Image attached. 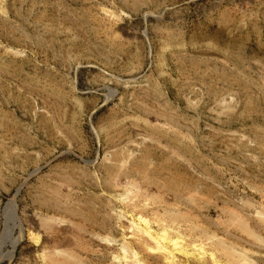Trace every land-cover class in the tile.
Here are the masks:
<instances>
[{
	"label": "rangeland",
	"instance_id": "rangeland-1",
	"mask_svg": "<svg viewBox=\"0 0 264 264\" xmlns=\"http://www.w3.org/2000/svg\"><path fill=\"white\" fill-rule=\"evenodd\" d=\"M42 189L75 214L40 212ZM234 189L227 207L264 219V0H0V264H167L121 248L170 225L156 214H190L173 194L215 233L205 242L239 239L233 251L264 264V231L249 228L254 245L239 228L227 237L214 230L227 218L205 212ZM79 214L110 222L86 251ZM187 226L167 231L196 245ZM204 247L175 263L216 264L210 251L225 263Z\"/></svg>",
	"mask_w": 264,
	"mask_h": 264
},
{
	"label": "bare ground",
	"instance_id": "bare-ground-1",
	"mask_svg": "<svg viewBox=\"0 0 264 264\" xmlns=\"http://www.w3.org/2000/svg\"><path fill=\"white\" fill-rule=\"evenodd\" d=\"M50 143V141H49ZM177 164V163H176ZM45 184V183H44ZM47 185V184H45ZM203 187V186H202ZM49 188V187H48ZM58 189V188H57ZM173 190V189H172ZM208 190V189H207ZM58 191V190H57ZM216 192V191H214ZM213 192V193H214ZM237 192L235 189L233 191H229V190H225L224 192V195L223 196H220V197H216L215 199L218 200V202L221 203V206L219 207L220 209H215V207L213 206H210V207H205V212L207 215H210L212 213H218L219 216L221 217H226L227 219L226 220H222L220 222L217 223L216 226H214V230L215 232H224L226 233L225 235H227V237L229 236L228 233H234L236 230L238 231L237 228H239L240 232L241 233H244L246 236H244L243 238V241L245 240L246 242L248 243H251V244H256V241L255 238H251L252 237V234L253 232L249 230V228H252V229H258V231H264V219L262 217V220L261 219H256L254 217H250L249 215H244L243 214V211H247L249 209L250 206L248 205H242L240 207V209L238 210L237 208H228L227 206L228 205H231V203L233 201H229V198L232 196L233 193ZM248 192V191H247ZM56 192H50L49 190L47 189H42V190H39L38 194L34 197V200H33V206L37 209L40 210V212L42 213H45V214H72L71 211H69L67 208V206H64L63 205V201L60 199V196L57 197L58 194H55ZM60 193V191L58 192ZM68 194V193H67ZM210 194V193H209ZM250 194V192H249ZM253 194V193H252ZM175 196V194H173ZM171 196V199L172 201L174 202H178V204H175L176 208L177 209H181V206L186 210H189L190 211V214H182L180 216H167V215H163L162 217H157V214L154 215V218H152L154 220V222H156L157 224H159V222H163L165 221L166 223H170V225L174 224V222L176 223H183L185 224L186 222L189 223V226H187V228L189 229L188 231V234L191 236V235H196L198 234L199 235V238H201L200 242H196L197 244L194 245L193 244H188L186 246H183L182 244H180L177 239L179 238L177 235V238L175 237H172L170 236V233L167 231V227H169L170 225H161V230L160 232H153V234H151L150 231H148V226L145 225L143 226V228L141 227V233L139 234L138 238L136 239L137 241L135 242H126L125 243V246H123L121 249L125 248L127 250H130L132 251L133 253V257L135 260H134V263H137L141 260H139V257H152L150 254H155V253H158V252H161L163 254V259H165L168 263L170 264H176L175 263V260L174 258L176 257L175 256V252H178V253H181L183 255H194L197 257L198 253H189L188 248H190L191 245H193V249H194V246H198V250H201L202 251V257L204 256L205 253H207V250L205 249L204 246H209L212 245V247H210V249H212L213 251H218L220 252L219 255H221L222 259L225 260L224 264H249V256L250 255H247L246 251H242V254H238L237 252H234L233 249L236 248L235 247V240H232L231 242H226L224 240H212L211 242L207 243L205 242L206 240L208 239H211L213 237H216L215 233L211 234L210 236V232H208L209 229L205 228V227H202L201 225L198 224V219L196 217H194V213L196 212V205H190L186 202H181L179 201V199H177V195L174 197V196ZM255 195V194H253ZM65 196V195H64ZM165 200V199H164ZM91 201V200H90ZM89 201V202H90ZM162 200H159L158 201H151L148 203V206L149 205H152L153 207H157V206H154V205H159L160 207V203ZM166 201V200H165ZM164 201V203H165ZM198 201V200H197ZM199 201H203L204 200H199ZM158 202V203H157ZM73 203V202H72ZM98 203V202H97ZM163 203V204H164ZM133 204V203H132ZM154 204V205H153ZM262 206L264 207V203H262ZM100 205V204H99ZM129 205V204H128ZM146 205V204H145ZM144 205V206H145ZM167 205V204H166ZM173 205V204H172ZM234 205V204H233ZM80 206V205H79ZM136 206H139L138 202L137 204H133L132 207H136ZM143 206V207H144ZM236 206V205H234ZM83 207V206H82ZM131 207V206H130ZM141 207V209L143 208ZM164 207V206H162ZM161 207V208H162ZM85 208V207H84ZM100 208L103 209V205H100L99 207L95 208V207H90L88 206L87 207V211H89L90 209H93L94 211H97L99 210ZM165 208V207H164ZM169 208V207H168ZM80 209V208H79ZM140 209V210H141ZM154 209V208H153ZM36 210V209H35ZM143 210V209H142ZM141 210V212H142ZM163 210V208H162ZM144 211V210H143ZM146 211V210H145ZM81 212V211H80ZM85 212V211H84ZM134 212V211H133ZM138 212V211H137ZM259 212V211H258ZM74 213V212H73ZM78 213V211H77ZM90 213V212H89ZM144 213V212H143ZM154 213V212H153ZM75 214V213H74ZM72 214V215H74ZM122 214V213H121ZM136 214V213H135ZM155 214V213H154ZM69 215V216H70ZM120 215V214H119ZM123 215V214H122ZM76 216V215H75ZM152 216V215H151ZM74 216H72L73 218ZM120 218V217H119ZM167 219V220H166ZM51 220V219H50ZM77 220L79 221L78 225L76 224L75 228H77L78 230L76 231L77 232V241L75 242L76 245L85 250V247L84 245L85 244H88L90 241L91 242H97V240L90 235V233L92 232V229L94 228H98L99 230H105L107 227L109 228L110 227V222L107 220V218H98L96 215H89V214H79V217L77 218ZM139 220V218H138ZM29 221V220H28ZM33 221V224H35L36 227H43V228H53L50 224V222H48L47 220H43L42 219H36L35 217L32 219ZM61 221V220H60ZM63 221V220H62ZM132 221H134L132 219ZM202 221H205L204 218H202ZM130 222V221H129ZM164 222V223H165ZM206 222V221H205ZM223 222L224 225L223 228L220 227V223ZM140 224H141V221L137 224V226L140 227ZM208 224H212V223H208ZM53 225V224H52ZM74 225V224H73ZM72 226V225H71ZM136 226V225H135ZM178 226V225H177ZM159 227V225H158ZM67 228H70L69 226H63V229H67ZM170 228V227H169ZM200 228V230H199ZM229 230L226 231L227 229ZM112 229V228H111ZM177 229V228H176ZM114 230V229H113ZM138 230V229H137ZM140 230V229H139ZM172 230V229H171ZM47 231V230H46ZM72 231H73V228H72ZM181 231V230H180ZM51 232V231H50ZM133 232V231H132ZM178 232V231H177ZM146 234L149 236L151 242H149L150 240L146 239L145 237H143L142 234ZM257 233V232H256ZM175 234V233H174ZM187 234V235H188ZM209 234V235H208ZM71 236V235H70ZM236 237V236H235ZM239 237V236H237ZM249 237V238H247ZM32 238L34 240V242H38L39 241V238L38 236H35V235H32ZM172 238H174L175 240H172ZM189 238V237H188ZM48 240V242L50 241L51 244H54V245H57V246H63V245H73L71 244L72 241L71 239H69L68 237L66 236H60V234L54 232L52 233L49 237L46 238ZM134 239V238H133ZM198 239V238H197ZM106 240V239H105ZM135 240V239H134ZM238 240V241H237ZM236 241L237 242H240L239 239H237ZM79 241V242H78ZM125 241V240H124ZM259 241V240H258ZM123 242V241H122ZM184 242V241H183ZM192 242V241H191ZM227 243V244H226ZM243 243V242H242ZM99 244V243H98ZM75 245V244H74ZM122 245V244H121ZM124 245V244H123ZM248 245V244H247ZM53 246V245H52ZM70 247V246H69ZM238 248V247H237ZM55 249V247H54ZM91 249V248H90ZM120 249V250H121ZM124 250V249H123ZM241 250V248L239 249ZM245 250V249H244ZM56 251V250H55ZM58 251V249H57ZM86 251V250H85ZM65 252V251H64ZM129 252V251H127ZM239 252V251H238ZM54 253V252H52ZM70 253V252H69ZM87 253V252H86ZM237 253V254H236ZM61 254V253H60ZM140 254V256L138 257V255ZM201 254V253H200ZM199 254V255H200ZM48 255V254H47ZM210 259H212V261H215L216 264H222L221 260H215V258L217 257H214V254L213 252L210 251L209 253ZM56 256V255H55ZM70 256V255H69ZM97 256V255H96ZM154 256V255H153ZM59 257V256H58ZM76 257V256H75ZM123 258H126L127 255L126 253L124 254L123 253ZM187 257V256H186ZM219 257V256H218ZM51 258V256H50ZM49 258V259H50ZM140 258V259H141ZM78 259V258H77ZM100 260L103 259V256L101 258H99ZM99 260V261H100ZM133 260V259H132ZM180 260V259H179ZM57 261V260H56ZM55 261V262H56ZM103 261V260H102ZM53 262V261H52ZM101 262V261H100ZM181 262V261H180ZM127 263V261H126ZM133 263V262H132ZM141 264V262H139ZM167 263V264H168ZM53 264V263H52ZM56 264V263H55ZM181 264V263H180Z\"/></svg>",
	"mask_w": 264,
	"mask_h": 264
}]
</instances>
